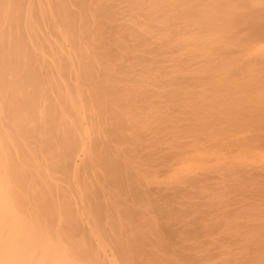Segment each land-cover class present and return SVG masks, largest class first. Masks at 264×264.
Segmentation results:
<instances>
[{
    "label": "bare ground",
    "instance_id": "obj_1",
    "mask_svg": "<svg viewBox=\"0 0 264 264\" xmlns=\"http://www.w3.org/2000/svg\"><path fill=\"white\" fill-rule=\"evenodd\" d=\"M0 264H264V0H0Z\"/></svg>",
    "mask_w": 264,
    "mask_h": 264
}]
</instances>
